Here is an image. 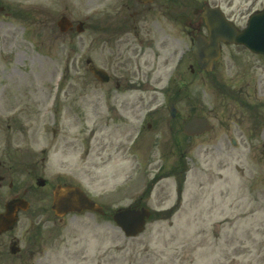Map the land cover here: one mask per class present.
Returning <instances> with one entry per match:
<instances>
[{"label": "rangeland", "instance_id": "1", "mask_svg": "<svg viewBox=\"0 0 264 264\" xmlns=\"http://www.w3.org/2000/svg\"><path fill=\"white\" fill-rule=\"evenodd\" d=\"M222 1L223 5H220L223 7L226 2H231L230 6L236 13L234 18L241 26L245 23L243 17L248 9L263 6V0H256L253 6L251 4L254 0ZM108 4L113 5V0H0L5 11H10V16H4L0 11V90L2 87L15 89V83L23 85V88L25 84L35 82L43 84L37 87H43L47 95L58 83L59 88L75 87L76 79H90L92 76L87 71L85 59L90 57L95 64H102L105 53L101 48L90 46L92 28L88 16L93 12H102ZM116 6L121 9L120 4ZM241 12L243 17L239 15ZM62 14L68 15L74 23L72 31L66 35L60 33L56 25ZM81 20L85 23V30L77 36L74 27ZM167 25V19L160 16L159 26L167 29ZM102 35H97L99 46ZM173 35L170 44L161 48V57L157 60L154 73L163 82L178 62L182 42H187L178 27ZM72 49L78 52L75 66ZM172 53H176L174 62L170 58ZM166 58L169 61L167 63ZM190 58L193 61V55ZM62 79L67 81L61 82ZM238 79L240 84L243 81V86L248 81L251 87L257 82L263 86L264 57L253 55L240 47L223 46L222 56L214 72L209 77H196L190 85L191 104H178L184 114L191 112L192 115L206 116L212 125L210 132L191 140L185 159L188 173L180 210L170 217L162 213L177 201L175 183L166 179L160 183L165 186L168 198L164 197L162 206L152 213L145 231L134 238L125 237L112 221L103 216L96 215L93 222L99 224H91L90 227L85 225L86 222L90 223L88 219L68 217L53 224L52 218L47 217V225L41 226L42 232L46 233L43 241L48 249L47 257L39 261L32 258L30 263L264 264V191H261L264 190V165L251 157L253 152L257 155L262 151V147L264 150V132L261 134V129L257 130V140L249 148L243 145L234 147L231 143L232 138L236 139V123L241 117L244 119V129L247 128L253 135L252 126L259 123L254 119L256 112L238 113V104L232 95ZM163 82L143 87L147 110L149 106L161 107L163 97L160 91ZM225 89L231 92L230 97L226 95ZM24 91L22 97L30 101L31 98ZM99 94L93 93L91 97L96 98ZM136 94L133 92L131 95ZM38 96L42 97L43 92ZM247 101L253 105L256 100L248 98ZM12 115L11 112L0 113V160L6 163L7 158L14 157L15 150V157H18L21 156L19 151L25 152L29 146L26 134L18 132L14 127L9 128V123L12 124L14 119L17 121L16 118L10 119ZM260 115L263 116V113ZM36 126L38 131H42L43 124L40 121ZM105 134L101 132L98 136ZM36 141V149L44 147L47 142L43 134H39ZM79 154L77 151V157L74 156L70 164H64L63 167L70 169L75 182L83 183L106 212L112 213L116 209L114 205L124 206L129 200L136 201L139 198L142 187L140 177L135 173L137 163L134 160L133 163L130 160L122 164L97 165L95 186L90 187L87 182H80L76 175L80 174L83 167L87 168ZM53 159L59 163L62 158L56 153ZM11 163L15 164L14 161ZM13 167L17 170L11 174L15 183L22 184L28 180L22 173V167ZM30 192L31 204L40 206L43 201L39 200V193ZM152 196L151 205H157L163 196L158 185ZM11 197V190L0 188L1 206ZM34 218L33 215L35 225ZM43 219L45 215L39 223ZM64 224L67 230H63ZM19 227L21 224L14 230ZM35 227L32 230L37 231ZM73 239L77 240L76 244ZM0 264L3 263L0 261Z\"/></svg>", "mask_w": 264, "mask_h": 264}, {"label": "flooded vegetation", "instance_id": "2", "mask_svg": "<svg viewBox=\"0 0 264 264\" xmlns=\"http://www.w3.org/2000/svg\"><path fill=\"white\" fill-rule=\"evenodd\" d=\"M118 4L121 5V9L116 6ZM220 4L223 5L222 0H113L114 7L108 4L103 13H93L89 17V25L92 28L90 46L101 48L103 54L105 53L103 63L95 65L106 72V82H100L93 75L90 79H76L75 87L57 88L52 99L50 92L46 95L43 87H37L43 86L41 83L29 82L23 88V85L15 83V89L1 88L0 113L11 112L13 117L21 118L22 120L17 122L18 131L29 138L27 143L29 146L25 152H21L20 157L7 158V163L0 160V188L7 187L12 192L11 198H23L29 203L26 209L18 210L16 222L18 225L15 224L9 230L0 233V261L3 264L9 262L31 264L32 258L39 261L47 257L48 249L46 250L43 241L46 233H43L41 228L47 225V217L52 218L53 224L68 217L88 219L90 223L86 222L85 225L89 227L91 224H99L93 222L96 215L101 217L105 213L97 214L91 210H83L56 217L51 208L56 186L78 185L72 178L70 169L63 167L64 164H70L77 151L80 152L79 155L83 164H87V168L83 167L80 174L76 175L90 187L95 186V168L99 164L126 163L130 160L133 163L134 160L137 163V174L141 175L143 171L145 178L149 176L147 178L149 183L140 196V200L146 198L145 202L126 203L125 207L147 206L151 202L148 198L152 196L153 186L166 177L177 184L178 181H183L182 178L188 172L186 155L189 153L192 137L195 136L184 132V124L191 118V112L184 114L178 104L181 105L183 102L191 104L190 85L196 77L202 78L207 74L200 70L195 59L194 62L191 61L192 45L198 35L209 34L208 25L203 17L205 8L217 7ZM230 5L231 2L229 4L226 2L229 15H226V18L233 21L235 14ZM160 16L167 19V29L159 26ZM177 27L187 42H182L179 60L171 75L163 82L161 77L154 75L157 60L161 57L159 52L173 40ZM101 31H104L103 35ZM97 35H102L100 46ZM223 46L230 45L223 43ZM176 53L170 56L173 62ZM77 55L78 52L72 49L74 66ZM89 60L93 62L90 57ZM165 62H169L168 58ZM144 66L149 68L145 69ZM162 82L161 107L149 106L147 110L148 103L144 100L143 87ZM80 85L83 88H80ZM23 90L31 98L30 101L22 97ZM233 90L234 100L239 105L238 113L256 112L254 119L259 122L252 126L254 135L247 128L244 129L242 117L236 123L235 145L249 148L250 144L257 140V130L261 129L259 132L261 134L264 132V85L261 86V83L257 82L251 87V82L248 81L243 86V81L240 84L238 79ZM42 92L43 96L39 97L38 94ZM96 92L100 94L92 98L91 95ZM133 92L137 94L131 95ZM248 98L255 99L256 103L250 104ZM50 99L52 105L47 109L46 103ZM170 104L174 105V109L169 108ZM261 112L263 116L260 115ZM39 121L43 124L42 131H38L36 126ZM9 127H12L11 124ZM101 132H106L105 136H98ZM41 133L47 142L45 147L36 149V140ZM261 149L257 155L253 152L251 157L260 165H264L263 147ZM56 153L62 158L59 163L53 159ZM165 157L167 160L169 157L174 160L169 163ZM11 161L22 167V171L29 178L22 184V190L16 188V183L11 178V174L17 171ZM39 181H43V185H37ZM159 187L163 191V196L157 205H151L153 211L159 210L164 197L168 198L165 186ZM182 190L183 184L179 189V196ZM30 191L39 193V200L43 201L40 206L31 204ZM6 201L0 205V212L4 209ZM47 202H50L49 206ZM114 206L116 209L120 208L118 205ZM43 215L45 219L39 223ZM20 224L21 227L14 230ZM33 225L37 231L32 230ZM64 226L63 230H67V225ZM51 231L53 229L48 234ZM76 241L75 239L74 244ZM63 242L64 240L61 241Z\"/></svg>", "mask_w": 264, "mask_h": 264}, {"label": "water", "instance_id": "3", "mask_svg": "<svg viewBox=\"0 0 264 264\" xmlns=\"http://www.w3.org/2000/svg\"><path fill=\"white\" fill-rule=\"evenodd\" d=\"M67 25H69V23L66 18H62L59 21V26L61 29L66 28ZM224 38L232 42H242L252 50L259 53H264V12L260 14L258 13L254 17H252L249 26L243 32L235 33V31L232 29L228 32H225ZM216 42V37L211 38L210 42H206L205 40L201 39L193 47V51L200 65L206 66L209 64L208 68H213V65H211L210 62L213 59H216L218 56V48L216 46ZM89 68L95 74L100 76V70L94 67ZM209 128L210 126L207 121L205 119L200 118H193L185 126L186 132L190 134L196 133L199 130H208ZM18 203H21V201L14 200L7 204L6 212L1 215L0 222L3 220H12L14 208L17 206ZM53 207L56 210V214H63L68 210H81L83 208H90L96 211H100V209L95 206V204L91 200H89L81 192V190L74 187L56 189L54 194ZM148 216L149 212L145 209L123 210L116 213L113 218L115 222H117V224L121 226V228L125 231L127 235L135 236L143 230L145 219Z\"/></svg>", "mask_w": 264, "mask_h": 264}]
</instances>
